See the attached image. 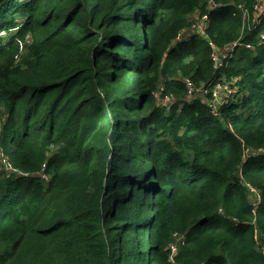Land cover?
Listing matches in <instances>:
<instances>
[{"label": "trees", "instance_id": "16d2710c", "mask_svg": "<svg viewBox=\"0 0 264 264\" xmlns=\"http://www.w3.org/2000/svg\"><path fill=\"white\" fill-rule=\"evenodd\" d=\"M257 1L0 0V152L17 171L0 180V264H264ZM196 14L207 35L177 43ZM238 39L240 67L216 69L213 46ZM186 79L238 91L213 116Z\"/></svg>", "mask_w": 264, "mask_h": 264}, {"label": "built area", "instance_id": "2783aa9c", "mask_svg": "<svg viewBox=\"0 0 264 264\" xmlns=\"http://www.w3.org/2000/svg\"><path fill=\"white\" fill-rule=\"evenodd\" d=\"M215 5L216 4L214 2H211L210 8H215L216 7ZM254 15H256L255 24L257 25L260 23V21L264 17V0H258V2L256 3V5L254 7ZM243 16H244V19L247 18L249 16L248 11H245ZM196 17H198V18L195 19V22H194L195 24L192 27H194V29L197 30L198 32L201 31L203 34V37H205L207 35L209 16H208V14H204L202 16L197 15ZM180 35L182 36V33ZM243 45L244 44L241 43V46H243ZM238 46H239L238 41H236V42L229 44L223 48H218L216 46H214V47L218 52L222 53L223 58L221 60L224 61L226 64V62L231 57H233L234 52H235L236 48H238ZM245 47L247 49H253V46L249 45V44H247ZM213 58H214L215 68L220 70L219 60H218V56L216 55V53L213 54ZM185 83L187 84V87L189 89V97L188 98H189V100H192L194 98H192L191 96L194 94V91H196V90L193 87V84L191 83V81L189 79H186ZM221 86L227 90V95H225L226 94L225 90L221 91V89L220 90L218 89V88H221ZM200 89H201L200 94L206 95V96H209V95L212 96V99L210 101H213V104L212 105H210L209 103L208 104H209V107L211 109V113L213 116H218V114H219V112H217L216 109H214L215 105L219 104V101H220L219 98L217 99L218 93L221 91L223 99L226 100V104H228L229 102H231L234 99V97H235L234 94L236 93V91L232 89V86H229L228 83H224L222 81H212L211 83L201 87ZM204 92L206 94H204ZM206 96H205V98H206ZM0 159L2 162V172H1L2 175L6 174L5 170L10 172V173H12V172L17 173V171L9 163L8 159L6 158V156L4 155L3 152H0ZM175 250H176V248L173 249V251H175ZM259 250H260L261 254L264 255V240H263V242L259 243Z\"/></svg>", "mask_w": 264, "mask_h": 264}, {"label": "rangeland", "instance_id": "374dc122", "mask_svg": "<svg viewBox=\"0 0 264 264\" xmlns=\"http://www.w3.org/2000/svg\"><path fill=\"white\" fill-rule=\"evenodd\" d=\"M197 15V14H196ZM195 15V16H196ZM193 19H194V15H193V17H192V20H191V24H192V22H193ZM189 23V24H190ZM191 24L188 26V28L185 30V32H183V34H182V36L181 35H178V37H177V39H176V42L177 43H181V42H184V41H186V40H188L190 37H192V36H199V37H202L203 36V34H202V32L200 31V32H198L197 30H195L194 29V27H192L191 26ZM247 24L248 23H246V28H247ZM191 26V27H190ZM2 34V36L3 37H6V38H8L9 37V35H6L5 36V32H2L1 33ZM5 38V39H6ZM238 41V44H239V46H241V43H242V40L241 39H238L237 40ZM175 42V43H176ZM238 46V47H239ZM214 53H216V55L218 56V60H219V68H220V70H223L224 68H228V70H233V68H237V67H240V65H238V64H234L232 67L230 66V65H226L225 64V62L224 61H222L221 59L223 58V56H222V53H220V52H218L216 49H215V47L213 46V54ZM232 58V57H231ZM233 59V58H232ZM231 59V60H232ZM235 59V58H234ZM224 71V70H223ZM222 71V72H223ZM221 78L223 79V80H228V78H227V72H223L222 74H221ZM226 80V81H227ZM228 84H229V86H232V89L233 90H235L236 92L238 91V86L236 85V80L235 81H233V82H228ZM219 90L221 89V91L222 90H225L226 91V94L225 95H227V90L226 89H224L222 86H221V88H218ZM230 89V88H229ZM201 89H198V90H196V91H194V94L191 96L192 98H196V97H198V98H201V99H203V100H205V96L206 95H202V94H200L201 93V91H200ZM221 91L218 93V95H217V99L219 98V104H217V105H215V108L214 109H216V111L217 112H219V110H220V108H223L224 107V105L226 104V100L225 99H223V96H222V94H221ZM204 94H206L205 92H204ZM195 95V96H194ZM158 97V101H159V103L160 104H167V101H165V99H163V100H161V97L158 95L157 96ZM208 103L210 104V105H212L213 104V101H208ZM170 104V103H169ZM1 172H2V162H1V159H0V180H2V179H4L5 177H7V176H12V174H10V175H8V173H10V172H8V171H6L5 170V172H6V174H1ZM16 175H19L20 176V174H16ZM257 198L256 199V201L257 200H259L260 199V197H261V195H260V192L259 191H256V192H254V197H252V199H254V198ZM256 201H255V203H256ZM175 239V244H174V247L176 248V250H178V243H180V242H183V240H184V238L183 237H177V239H176V237H173V240ZM175 250V251H176Z\"/></svg>", "mask_w": 264, "mask_h": 264}, {"label": "clouds", "instance_id": "9594fccd", "mask_svg": "<svg viewBox=\"0 0 264 264\" xmlns=\"http://www.w3.org/2000/svg\"><path fill=\"white\" fill-rule=\"evenodd\" d=\"M258 2V1H257ZM211 9H214V8H211ZM255 18H256V15H254ZM256 21V20H255ZM261 22V21H260ZM260 24V23H259ZM258 25V24H257ZM247 45V44H246ZM250 45V44H249ZM253 46V45H252ZM253 49H254V46H253ZM189 100V99H188ZM193 100V99H192ZM13 173V172H12ZM10 174V173H9Z\"/></svg>", "mask_w": 264, "mask_h": 264}]
</instances>
